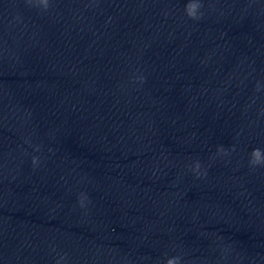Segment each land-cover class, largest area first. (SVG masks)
I'll use <instances>...</instances> for the list:
<instances>
[{
    "label": "clouds",
    "instance_id": "obj_1",
    "mask_svg": "<svg viewBox=\"0 0 264 264\" xmlns=\"http://www.w3.org/2000/svg\"><path fill=\"white\" fill-rule=\"evenodd\" d=\"M39 2L45 7H48V0H39ZM202 8V3L200 0H189V2L185 6V13L191 19H199L202 13H200V9ZM219 151H223V149H219ZM249 163L252 166L264 165V151L259 148H255L252 150L250 154ZM33 163H36V159H33ZM199 163L196 164V169H199ZM179 257H173L167 260L166 264H179ZM59 264V262H57Z\"/></svg>",
    "mask_w": 264,
    "mask_h": 264
}]
</instances>
